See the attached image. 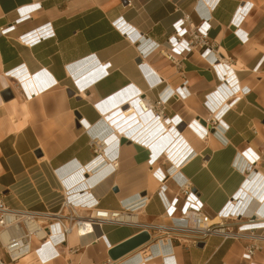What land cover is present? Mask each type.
<instances>
[{
    "label": "crops",
    "instance_id": "crops-1",
    "mask_svg": "<svg viewBox=\"0 0 264 264\" xmlns=\"http://www.w3.org/2000/svg\"><path fill=\"white\" fill-rule=\"evenodd\" d=\"M210 1L0 0V30L30 15L12 32L0 33V198L14 208L57 211L67 192L81 208L111 210L130 209L145 197L133 213L149 224L171 221L168 205L190 183L216 221L247 183V175L234 166L237 158H259L254 170L264 178V0H220L214 10ZM244 4L249 12L237 24ZM186 15L196 24L207 21V40L214 47L209 58L202 57L201 48L169 58L168 37ZM118 20L133 29L130 35L115 27ZM46 23H52L54 37L33 46L20 41V35ZM214 59L231 64L237 88L224 80L223 63L212 67ZM21 67L27 72L19 81L10 73ZM225 83L229 90L222 88ZM139 97L154 110L146 114L137 106V115L121 117ZM161 97L166 101L160 105ZM236 97L223 117L227 127L219 124L208 132L201 122ZM162 107L165 117L150 125ZM124 127L130 138L140 133L149 143L127 140ZM115 136L127 142L118 143ZM95 138H110L108 154L119 161L116 171L100 177L85 170L96 156ZM182 143L193 153L160 182L153 172L170 166L164 155L171 146L170 151L176 147L171 158L182 157ZM259 210L264 212V205L253 202L247 215ZM245 223L251 224L233 221L234 229ZM142 230L104 223L86 236L72 232L62 245L48 246V253L55 249L59 255L47 261L36 252L37 239L17 262L0 254L7 264H165L166 256L175 264H247L243 253L249 240L221 235L202 241L203 247L151 239L128 256L110 258L113 247ZM262 244L254 261L264 264Z\"/></svg>",
    "mask_w": 264,
    "mask_h": 264
},
{
    "label": "built area",
    "instance_id": "built-area-1",
    "mask_svg": "<svg viewBox=\"0 0 264 264\" xmlns=\"http://www.w3.org/2000/svg\"><path fill=\"white\" fill-rule=\"evenodd\" d=\"M219 2L220 0H211L210 2H207V6L210 10H214L218 6ZM249 9L250 7H248L247 4L240 6V13L235 23L239 24L247 15ZM29 18L30 15L20 17L16 23L3 27L0 30V33L2 35H6L12 32L15 29L16 24L26 21ZM114 25L123 35H130L133 31V29H130V27H128L126 23L122 22V20L116 21ZM208 31L209 26L207 25V21L196 24L190 20V15H186L179 19L175 23L174 33L168 37L167 43L170 46V52L168 53L169 58L175 60V57L184 55L185 53H190L196 48L202 49V57L209 58V56L213 53L214 47L210 45L207 40ZM54 36L55 29L52 23H46L29 32L23 33L19 36V39L24 44L33 46ZM211 62L212 67L220 66L222 63L227 67L231 66L228 61L222 62L218 61V59H214ZM26 72V68L21 67L12 71L10 75L20 81L21 78L24 79ZM227 81L230 83L231 89L237 88L238 85L234 82L235 79L233 77L227 79ZM247 92H249V89L245 87L243 89V93L245 94ZM169 96L171 97L172 95L170 94ZM238 99L239 97H236L230 104H228L226 110L220 115L216 113L212 117L205 120L208 132L211 127L219 124L227 127V124L223 122L224 114L238 102ZM137 101H145L148 105V107L145 108V112H143V109L141 108L143 113H151L154 110L145 98L139 97ZM165 101L166 97H161L158 104L161 105ZM153 117L155 119L150 125L159 123L160 120L165 117L163 107L159 110V112H155ZM180 122L181 121H177L176 126H178ZM122 130L125 132L124 136L128 137L127 140L134 142V139L129 137L130 131L126 130V127ZM137 136L141 137V144H145L147 141L146 136L143 137L140 133ZM117 140L118 142H121V137L117 138ZM104 142L106 141L98 138L91 140V146L94 147L96 156L92 163L87 165L85 169L87 173L93 172L97 164L100 162L103 163L104 161L106 162L107 160L109 161V164H107L112 168V171H116L118 169L119 161L114 158H112L113 160H109L110 156L107 152L108 148L104 149L103 147ZM148 143L149 142L146 144ZM179 147L181 149L180 154L182 156V160L187 159L193 153V149L186 144L182 143ZM164 156L166 160L169 161L170 166L166 171H162L157 168L153 172V174L158 173V177L156 174L154 175L162 183L167 180V176L174 173V169L176 168V164L170 162V157L166 154ZM244 158V156L237 158L234 162V166L241 173L247 175V182H253V185H250L252 189L249 187L247 194L242 188L240 191L243 196H233V198L228 201L222 211L217 215L221 219L218 223H212V217L205 211L204 204L200 201L197 192L193 190L190 183L182 185L179 191L175 194L174 198L170 201L166 215L171 221L149 224L141 223L139 215L137 213H133L134 209L141 207L146 203L145 197L141 200V202H139L136 206L134 205L130 209L111 210L98 206L94 208H81L74 205L72 199H68V196L72 193L67 192V196H65V199L57 211H39L30 208H14L7 205L5 201L0 198V251H4L11 262H17L31 253L33 249V240L37 239L40 242V245L36 249V252L40 254L42 260L47 261L59 255L55 249H52L51 252L48 253L47 248L49 246V240H54V246L62 245L66 241L67 237L72 232H75L78 227L87 228L88 225L91 226V228L87 229L82 235L84 236L94 233L95 230L104 223L134 224L141 226L143 230H147L152 239L162 241V243L171 242L176 239L182 243L191 242L196 245L200 241H206L212 235H221L225 238L233 239H246L249 240V244L245 247L243 259L247 261V264H261L254 261V257L256 253L263 248L262 243L264 242V227H254L253 229L244 230L242 224L238 227V229H234L233 225V221L243 218L247 219L251 223L260 221L258 213L255 215H253V213L251 215L245 214L247 211L246 202H250L253 198L255 200H261V203L264 202V178L254 170V167L260 159L257 157L251 159ZM162 189L165 190L164 187ZM236 203L238 204L235 210H233ZM178 211H180V217L177 222L175 221L177 219L175 215ZM130 215L132 217H136V219H127ZM256 230H263V232L258 234L255 233ZM0 264H7L1 254Z\"/></svg>",
    "mask_w": 264,
    "mask_h": 264
},
{
    "label": "bare ground",
    "instance_id": "bare-ground-1",
    "mask_svg": "<svg viewBox=\"0 0 264 264\" xmlns=\"http://www.w3.org/2000/svg\"><path fill=\"white\" fill-rule=\"evenodd\" d=\"M205 1V0H204ZM226 69H227V72L228 73H226V75H225V77H224V79H230L231 77H233V78H235V73H234V70H233V68L231 67V66H229V67H227L226 66ZM222 88H225L226 90H229L228 89V87H227V84L225 83L223 86H222ZM138 99V98H137ZM137 99H135V101L133 102V103H131V102H129L130 103V105H129V107L123 112L122 111V113H120V116L121 117H123L124 115H125V117H132L134 114H136L137 115V113H138V111H137V109H136V107L137 106H139V108L141 109H143V112H145V108H147L148 107V105L146 104V102L145 101H142V102H139V101H137ZM148 100V99H147ZM139 102V103H138ZM151 104V103H150ZM152 106V105H151ZM227 106H228V104L227 103H225V105L222 107V109L217 113L218 115H220L221 113H223L225 110H226V108H227ZM121 110H122V108H121ZM120 111V110H119ZM142 111V110H141ZM124 113V114H123ZM162 121V120H161ZM110 123V122H109ZM201 124H203V123H201ZM127 125V124H126ZM115 127H116V131H118V128H119V123L118 124H115ZM115 127H114V129H115ZM205 127V126H204ZM206 128V127H205ZM206 130H207V128H206ZM120 131H121V129H120ZM115 133H117V132H115ZM133 139L136 141V142H138V143H140L141 144V137H138L137 135H135L134 136V134H133ZM110 138H111V136H110ZM110 138L108 139V138H106V139H104L106 142H104L103 143V147H104V149H107V148H111V146H112V144L109 142V140H110ZM115 138H118V137H116L115 136ZM120 138V137H119ZM117 140V139H116ZM115 140V141H116ZM121 141V140H120ZM117 142H118V140H117ZM182 142V141H181ZM119 143V142H118ZM147 142H145V144H146ZM179 146V145H178ZM172 147V146H171ZM171 147L170 148H168V149H166V153H168V156H170V158H171V152L172 153H174L175 152V150H176V147H175V149L173 150V151H170L171 150ZM108 152V151H107ZM109 155V154H108ZM180 157V156H179ZM113 157L110 155V157H109V160H113L112 159ZM182 157H180V158H176V155H174V157H172L171 159H170V162H172V163H175L176 164V167H178V166H180V165H182L184 162H185V160H187V159H181ZM181 159V160H180ZM109 161L107 160L106 162L104 161L103 163H99V164H97V166H95V168H94V170H93V172H92V174L93 175H96V177H100L101 175H102V173L103 174H105V173H107V170L108 171H110L111 170V167H109ZM104 169H106V171H104ZM249 183H250V181L249 182H247V183H245L246 185L243 187V190L244 191H246V193L248 194V192H247V190H248V188L250 187L249 186ZM250 185H251V183H250ZM241 191H240V193L238 194V196H243V194H241ZM141 199V198H140ZM253 202L254 203H260V204H262L263 205V203L264 202H262L261 203V200H250V202L249 201H247L246 203H247V205H246V207H247V211L245 212V214L247 215V213H249V210H250V208H251V206L253 205ZM237 204L238 203H236L235 205H234V208H233V210H235V208H236V206H237ZM256 213H258V216H259V220L260 221H256V222H253V223H251V224H254V225H252L253 227H263L264 226V212L263 211H257ZM256 213H253V215H255ZM134 218V220L136 219V217H132L131 215L129 216V217H127V219H129V220H132ZM221 221V219H220V217L218 216L217 217V220L216 221H212V223H218V222H220ZM256 223H257V225H256ZM250 227V224L249 223H245L244 224V227H243V229H248ZM91 228V226L90 225H88V227L87 228H85V227H78L76 230H75V232L79 235V236H82L84 233H85V231L87 230V229H90ZM84 236H86V235H84ZM49 245H53L54 246V240L53 239H50L49 240ZM142 247V246H141ZM141 247H139V248H137L136 250H134V251H132V252H130V253H133V252H135V251H137L138 249H140ZM129 253V254H130ZM127 256H128V254H127ZM167 261H171V263L170 264H175L174 263V260H173V258H172V256H166L165 257V264H166V262ZM144 262V261H143ZM142 262V263H143Z\"/></svg>",
    "mask_w": 264,
    "mask_h": 264
},
{
    "label": "water",
    "instance_id": "water-1",
    "mask_svg": "<svg viewBox=\"0 0 264 264\" xmlns=\"http://www.w3.org/2000/svg\"><path fill=\"white\" fill-rule=\"evenodd\" d=\"M10 91L6 92L5 96H9ZM11 96V94H10ZM13 96V95H12ZM11 97H8V99ZM78 118H81L79 114H77ZM205 124V121H202ZM127 142L126 139H121V143ZM151 235L147 230H142L134 237L128 239L127 241L113 247L109 251L110 258L114 261L120 259L121 257L129 254L130 252L136 250L137 248L141 247L142 245L151 241ZM198 246L203 247L204 242L200 241Z\"/></svg>",
    "mask_w": 264,
    "mask_h": 264
},
{
    "label": "rangeland",
    "instance_id": "rangeland-1",
    "mask_svg": "<svg viewBox=\"0 0 264 264\" xmlns=\"http://www.w3.org/2000/svg\"><path fill=\"white\" fill-rule=\"evenodd\" d=\"M252 225H254V224H250V227H253ZM258 227H259V226H258ZM258 227H257V228H258Z\"/></svg>",
    "mask_w": 264,
    "mask_h": 264
}]
</instances>
